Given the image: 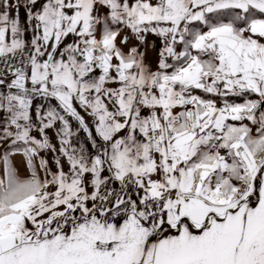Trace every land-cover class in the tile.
Returning <instances> with one entry per match:
<instances>
[{"label":"snow or ice","instance_id":"6c2138e0","mask_svg":"<svg viewBox=\"0 0 264 264\" xmlns=\"http://www.w3.org/2000/svg\"><path fill=\"white\" fill-rule=\"evenodd\" d=\"M0 264H264V0H0Z\"/></svg>","mask_w":264,"mask_h":264},{"label":"crops","instance_id":"0c3cea01","mask_svg":"<svg viewBox=\"0 0 264 264\" xmlns=\"http://www.w3.org/2000/svg\"><path fill=\"white\" fill-rule=\"evenodd\" d=\"M21 2L23 3V0H21ZM20 16H21V19L23 21L25 19V14H24L23 8L20 11ZM148 41L150 44L154 42L156 45L155 48L148 47L147 51H146V55H145L146 62L149 63L154 68L156 65V61L158 59V49H159L160 41H159L158 37H155L151 34H149V36H148ZM81 135H83V133H81ZM50 136H51V133H50ZM51 138H52L53 142L55 143L56 138L54 136H52ZM65 171H67V166H65Z\"/></svg>","mask_w":264,"mask_h":264}]
</instances>
